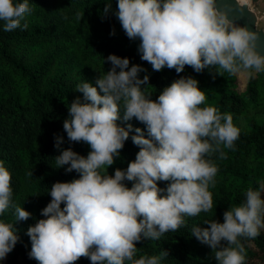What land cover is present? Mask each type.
Returning <instances> with one entry per match:
<instances>
[{"label": "clouds", "instance_id": "1", "mask_svg": "<svg viewBox=\"0 0 264 264\" xmlns=\"http://www.w3.org/2000/svg\"><path fill=\"white\" fill-rule=\"evenodd\" d=\"M110 9L107 3L104 12ZM31 11L28 0H0L3 30L21 28ZM115 15L126 36L139 39L140 59L154 71L166 67L179 74L189 66L196 73L214 69L217 75L264 73V55L256 51L257 33L231 22L217 9L216 0H117ZM107 62L112 67L96 79L95 87L84 81L76 86L83 100L78 97L68 107L63 130L69 142H84L90 151L84 157L69 148L54 159L57 168L67 165L65 172L75 171L79 178L54 183L51 201L41 211L46 219L27 230L29 256L38 264H75L82 257L90 264H159L167 252L134 259L136 244L159 240L183 226L185 217L212 209L209 187L215 186L218 168L209 157L219 153L223 159L221 145L234 150L240 136L232 114L206 104L197 80L181 77L153 101L141 87L149 80L147 75L139 78L145 69L129 68L127 58L115 55ZM121 109L124 121L135 118L146 126L147 138L131 124L118 126ZM133 131L132 143L140 149L135 160L109 176L107 168ZM61 143L57 137L54 146ZM11 181L0 161V215L11 203ZM158 182H167V187L159 188ZM262 193L264 185L258 190L250 187L238 206L223 213V223L211 220L204 222L208 227L192 228V235L213 250L217 264H245L240 238L255 239L264 229ZM30 215L15 208L18 221ZM17 240L13 225L0 221V260Z\"/></svg>", "mask_w": 264, "mask_h": 264}, {"label": "trees", "instance_id": "2", "mask_svg": "<svg viewBox=\"0 0 264 264\" xmlns=\"http://www.w3.org/2000/svg\"><path fill=\"white\" fill-rule=\"evenodd\" d=\"M28 2L32 11L21 21V28L5 32L0 21V161L11 174L13 190L10 206L0 215V221L12 224L18 237L13 250L0 264H38L29 256L31 240L27 230L46 219L41 211L51 201L52 185L79 178L75 171L65 172L67 165L57 168L54 159L61 150L69 148L84 157L90 151L84 142H69L63 130L68 107L78 97L83 100V94L75 91L78 84L84 81L95 87L96 79L112 67L107 62L109 55L127 58L129 68L139 65L146 70L139 73L140 79L149 77L147 85L141 87L151 94L153 101L181 77L197 80L199 89L205 92L206 104L232 114L234 125L240 129L234 150L221 145L225 157L221 159L219 153L209 157L218 168L215 186L209 187L212 209L196 217H185L183 226L159 240L137 243L134 256L158 257L167 252L159 264H217L213 250L192 235V228L208 227L204 222L211 220L223 223V213L238 206L248 188L258 190L264 185V73L217 75L214 69L196 73L189 66L179 74L166 67L157 72L140 59L139 39L130 40L123 31L115 15L117 0ZM107 3H111V9L105 13ZM123 115L121 109L118 126L126 128L131 124L147 138L143 123L135 118L124 121ZM134 134L129 133L114 164L107 168L109 176L116 169L126 170L128 163L135 160L140 149L132 143ZM57 137L62 139L59 148L54 146ZM124 183L132 186V182ZM158 187L166 188L167 182H158ZM16 207L29 212L30 218L16 220ZM240 243L245 249V264H264V229L255 239L240 238ZM75 264H90V260L82 257Z\"/></svg>", "mask_w": 264, "mask_h": 264}, {"label": "water", "instance_id": "3", "mask_svg": "<svg viewBox=\"0 0 264 264\" xmlns=\"http://www.w3.org/2000/svg\"><path fill=\"white\" fill-rule=\"evenodd\" d=\"M251 1L257 2L258 0ZM216 7L226 12L228 19L235 25L244 27L250 32H256L258 35L256 51L264 55V30L257 26L255 15L249 4L243 5L238 0H216Z\"/></svg>", "mask_w": 264, "mask_h": 264}, {"label": "rangeland", "instance_id": "4", "mask_svg": "<svg viewBox=\"0 0 264 264\" xmlns=\"http://www.w3.org/2000/svg\"><path fill=\"white\" fill-rule=\"evenodd\" d=\"M247 1L249 2V7L255 15L257 26L264 30V0H258L257 2H252L251 0ZM240 79L241 83H244V74L240 75Z\"/></svg>", "mask_w": 264, "mask_h": 264}, {"label": "bare ground", "instance_id": "5", "mask_svg": "<svg viewBox=\"0 0 264 264\" xmlns=\"http://www.w3.org/2000/svg\"><path fill=\"white\" fill-rule=\"evenodd\" d=\"M241 4L247 5L249 2L247 0H238Z\"/></svg>", "mask_w": 264, "mask_h": 264}]
</instances>
